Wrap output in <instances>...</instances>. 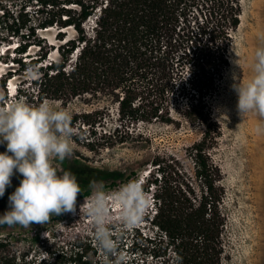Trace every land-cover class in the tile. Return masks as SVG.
<instances>
[{"label":"trees","instance_id":"16d2710c","mask_svg":"<svg viewBox=\"0 0 264 264\" xmlns=\"http://www.w3.org/2000/svg\"><path fill=\"white\" fill-rule=\"evenodd\" d=\"M6 2L0 1V51L19 41L13 64L34 76L32 92L19 88V95L92 106L73 117L72 129L79 124L95 133L113 107L118 126L101 138L109 134L113 143L134 140L131 127L139 124L203 128L187 149L192 173L176 158L157 155L140 186L152 203L150 225L162 247L157 257L223 264L228 214L223 174L211 153L221 136L211 101L231 64L241 0H19L18 10ZM7 75L0 79L4 89ZM98 174L108 188L119 186L118 173ZM89 250L82 241L17 249L0 240V264H92Z\"/></svg>","mask_w":264,"mask_h":264},{"label":"rangeland","instance_id":"374dc122","mask_svg":"<svg viewBox=\"0 0 264 264\" xmlns=\"http://www.w3.org/2000/svg\"><path fill=\"white\" fill-rule=\"evenodd\" d=\"M0 1H7L14 9H19V0ZM241 3L243 12L230 49L231 64L218 94L211 101L214 118L221 128V136L211 153L222 171L226 190L228 229L223 264H264V132L257 131L264 117L255 112L242 117L237 108L238 95L232 87L237 82L233 79L234 75L239 77L241 84H247L255 74L256 52L264 48V0H241ZM18 43L14 40L11 46L7 45L0 51V79L8 72L12 75L7 80L6 89L0 85L2 107H10L16 102L30 106L41 103L35 97L27 99L25 94L19 95V88L32 92L30 77L34 76L32 72L20 74L18 65L13 64ZM9 47L10 59H7L4 52ZM31 56H35L34 50ZM46 101L56 109L69 112L71 120L76 114L92 108L82 100L70 103ZM106 120L105 124L94 129L93 134L88 128L80 130L79 124L74 126L70 140L72 155L63 161L51 160L58 173L70 170L77 177L81 193L77 196L75 211L53 215L44 224L34 222L27 227L0 225V240L17 249L38 248L44 241H82L90 248L88 255L92 264H107L111 258L120 264H176L168 255L156 256L162 252V247L159 240L155 241L156 233L150 225V197H147L148 207L139 223L128 229L121 221L122 205L114 199V195L130 181L143 182L151 169L150 161L157 155L176 158L192 173L193 162L187 149L200 141L203 128L186 124L181 128L161 123L139 124L131 127L137 136L134 140L120 143L118 139L119 142L113 143L108 138L109 134L106 139L101 138L106 131L113 133L118 126L114 107ZM87 139L93 140L91 146H87ZM4 151L5 146L0 145V152ZM101 171L118 173L119 186H105L98 174ZM18 178L20 181L22 177L15 176L14 179ZM13 191L6 190L0 204L8 203V196ZM87 191L91 192L89 196H85ZM95 192H101L107 203L108 219L104 227L114 242L112 251L100 247L97 225L89 215ZM6 210H0V214Z\"/></svg>","mask_w":264,"mask_h":264},{"label":"clouds","instance_id":"9594fccd","mask_svg":"<svg viewBox=\"0 0 264 264\" xmlns=\"http://www.w3.org/2000/svg\"><path fill=\"white\" fill-rule=\"evenodd\" d=\"M254 73L247 84L233 76L237 82L232 87L238 95L237 108L242 117L249 112L264 117V48L256 52ZM71 118L69 112L47 101L36 106L23 102L0 106V145L5 146V151L0 152V198L12 186L13 176L22 177L8 196V210L0 214V225L44 224L53 215L75 211L81 193L77 177L70 170L58 173L51 163L53 158L63 161L72 155ZM257 131L264 132V121ZM114 199L122 205L123 226L134 228L148 207L147 194L139 180L124 185ZM89 215L97 225L100 247L112 251L114 242L104 227L107 203L101 192L94 193Z\"/></svg>","mask_w":264,"mask_h":264},{"label":"flooded vegetation","instance_id":"af4514ba","mask_svg":"<svg viewBox=\"0 0 264 264\" xmlns=\"http://www.w3.org/2000/svg\"><path fill=\"white\" fill-rule=\"evenodd\" d=\"M19 177V176H17ZM15 176H13L12 178V186L7 188V191H13L15 187H17L19 185V178L18 179H14ZM5 209H8V203L5 204H0V210L4 211Z\"/></svg>","mask_w":264,"mask_h":264}]
</instances>
